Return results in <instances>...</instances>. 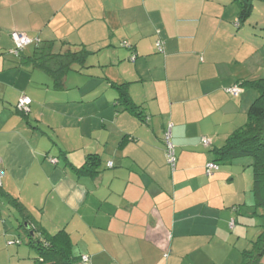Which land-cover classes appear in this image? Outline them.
<instances>
[{"label": "crops", "instance_id": "obj_1", "mask_svg": "<svg viewBox=\"0 0 264 264\" xmlns=\"http://www.w3.org/2000/svg\"><path fill=\"white\" fill-rule=\"evenodd\" d=\"M238 17L233 0H0V50L14 49L16 31L90 53L61 89L26 66L36 42L21 59L0 57V220L12 212L17 228L27 217L51 235L65 230L77 264H241L264 226L251 160L206 172L258 96L227 89L264 76V32L237 28ZM123 84L136 113L119 102ZM22 96L32 100L27 118ZM88 155L100 159L95 177L74 171ZM6 229L0 264H35L23 245L34 248L6 242Z\"/></svg>", "mask_w": 264, "mask_h": 264}, {"label": "trees", "instance_id": "obj_2", "mask_svg": "<svg viewBox=\"0 0 264 264\" xmlns=\"http://www.w3.org/2000/svg\"><path fill=\"white\" fill-rule=\"evenodd\" d=\"M233 1L239 8V17L236 24V27L239 28L241 25L246 24L251 18L255 8L254 0ZM261 1L264 2V0ZM14 32H12V34ZM32 40V44L36 42V46L33 55L28 58L29 62L26 66L32 67L33 69H40L48 73L53 79L55 89L63 88L66 74L73 71L75 67H78L80 70L86 68L90 53L84 48L73 46V48L66 51H61L55 49V42L53 41L39 43L38 40V42L34 41V39ZM13 42L14 49L6 53L17 59H21L26 47L32 45L30 44L26 46L23 50L17 53V46L14 40ZM123 47H129V45L124 43ZM6 53L3 52L1 54L4 55ZM131 60H136V56H133ZM127 86L128 84L118 86L120 91L119 102H121L127 110L136 113L139 107L131 100ZM234 87L240 88L241 91L245 87L254 88L258 92V96L249 108L247 123L243 127L237 129L222 148L214 150L216 161L213 163L219 165V163H229L236 159L250 157L252 159L254 179L253 193L256 197V206L262 208L264 213V77L254 81H241ZM229 89H227V93L235 97V95L228 91ZM18 103L16 106L18 113L24 118H27L30 111L28 113L20 111L18 109ZM137 114L139 118L143 119L141 114ZM99 167L100 159L98 156L88 155L85 165L82 168L74 169V171L78 175L95 177L99 174ZM14 206L19 207V202L14 200ZM21 213V216L25 217V213L23 211H21ZM19 225L20 227L18 230L19 232L24 233L25 237L22 239L20 236L23 241L20 240L21 242L18 243H23L36 249L38 257L35 259V264L78 263L79 257L74 255V245L69 234L65 230L60 231L55 235H51L43 228L32 226L31 221L28 220L27 217L23 218ZM32 233H34V235H32ZM263 258L264 226L258 237L251 240L248 249L243 252V261L241 264H262Z\"/></svg>", "mask_w": 264, "mask_h": 264}, {"label": "built area", "instance_id": "obj_3", "mask_svg": "<svg viewBox=\"0 0 264 264\" xmlns=\"http://www.w3.org/2000/svg\"><path fill=\"white\" fill-rule=\"evenodd\" d=\"M13 40L15 41V44L17 46V53H19L21 50H23L26 46L33 43V40L27 37L25 34H21L18 32H14L12 34ZM159 52H163V42L158 41L157 43ZM231 94L237 96L241 93V89L238 87H233L228 90ZM30 105H31V99L27 96H22L19 99L18 103V109L20 111L28 113L30 111ZM172 133L171 129L166 132L164 142H165V152H166V158L169 166L172 170H175L176 164H177V153H176V147L173 144L172 140ZM203 146L209 147L211 145V140L208 138H203L202 140ZM220 169L219 165L216 163H208L206 166V172L207 174H213L214 172H217ZM2 169H1V160H0V179L2 177Z\"/></svg>", "mask_w": 264, "mask_h": 264}, {"label": "rangeland", "instance_id": "obj_4", "mask_svg": "<svg viewBox=\"0 0 264 264\" xmlns=\"http://www.w3.org/2000/svg\"><path fill=\"white\" fill-rule=\"evenodd\" d=\"M254 11H253V14L251 16V18L247 21V24L248 26H253V27H256L257 25H260L259 27V32H264V2L261 1V0H254ZM2 37V33L0 31V38ZM4 51L3 50H0V54L3 53ZM6 53V52H4ZM264 54V51L263 53H261V56ZM2 57V54L1 56ZM81 70L78 68V67H75L73 71L70 72V74H79ZM83 73H85L83 71ZM264 77V76H263ZM49 78V77H47ZM50 81H52L51 79H49ZM86 81L87 82H90L91 81V78H86ZM1 105V108H0V116L2 115V104L0 103ZM8 110L11 111V114H12V110H14V106L11 107H8ZM6 112V111H5ZM4 116V114H3ZM3 116H1L0 118H2ZM243 160H251V163H252V159L249 157V158H243ZM3 172V171H2ZM0 202H4V199L3 197H0ZM1 208L5 211L9 210L8 209V206L6 205V202L4 204L1 205ZM12 212H9V214L7 213L6 216H4L3 219L0 220V229L2 230V225L4 223L7 224V229H6V233L3 231H1V235L5 236L6 234L8 235L7 239H6V242H9V241H18V240H21V237L22 239H24L25 235L24 233L22 232H19L18 230V224H17V220L16 218L17 217V214H11ZM14 232V233H13ZM21 236V237H20ZM23 241V240H21ZM9 246V245H8ZM7 246V247H8ZM24 249L26 250H33L34 252V256L38 257V253L36 250L32 249V248H29L25 245H23ZM16 247H21V246H16ZM28 248V249H27ZM242 262V261H241ZM239 262V263H241Z\"/></svg>", "mask_w": 264, "mask_h": 264}, {"label": "water", "instance_id": "obj_5", "mask_svg": "<svg viewBox=\"0 0 264 264\" xmlns=\"http://www.w3.org/2000/svg\"><path fill=\"white\" fill-rule=\"evenodd\" d=\"M32 235H34V233H32Z\"/></svg>", "mask_w": 264, "mask_h": 264}]
</instances>
